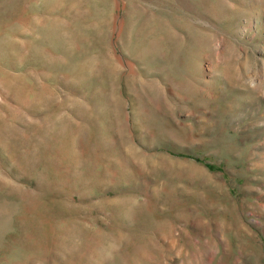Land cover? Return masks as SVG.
<instances>
[{
	"label": "rangeland",
	"instance_id": "obj_1",
	"mask_svg": "<svg viewBox=\"0 0 264 264\" xmlns=\"http://www.w3.org/2000/svg\"><path fill=\"white\" fill-rule=\"evenodd\" d=\"M0 264H264V0H0Z\"/></svg>",
	"mask_w": 264,
	"mask_h": 264
},
{
	"label": "trees",
	"instance_id": "obj_2",
	"mask_svg": "<svg viewBox=\"0 0 264 264\" xmlns=\"http://www.w3.org/2000/svg\"><path fill=\"white\" fill-rule=\"evenodd\" d=\"M208 168H211L210 166H208Z\"/></svg>",
	"mask_w": 264,
	"mask_h": 264
}]
</instances>
